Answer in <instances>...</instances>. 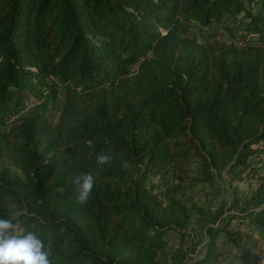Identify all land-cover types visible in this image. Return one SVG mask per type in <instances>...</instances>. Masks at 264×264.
Listing matches in <instances>:
<instances>
[{"label": "trees", "instance_id": "16d2710c", "mask_svg": "<svg viewBox=\"0 0 264 264\" xmlns=\"http://www.w3.org/2000/svg\"><path fill=\"white\" fill-rule=\"evenodd\" d=\"M245 1L0 0V218L16 235L35 232L53 264H234L218 236L235 218L264 239V0ZM227 14L257 41L186 32ZM79 171L95 176L86 205ZM149 173L170 174L164 192ZM222 173L247 187L198 204L188 190Z\"/></svg>", "mask_w": 264, "mask_h": 264}, {"label": "rangeland", "instance_id": "374dc122", "mask_svg": "<svg viewBox=\"0 0 264 264\" xmlns=\"http://www.w3.org/2000/svg\"><path fill=\"white\" fill-rule=\"evenodd\" d=\"M245 2L246 5L253 10L257 9L259 6V0ZM242 14L243 12H240L237 15L240 17ZM226 17L227 19L223 21L213 22L205 26H200L196 21H192L188 25L186 32L190 35H194L198 40L216 39L238 42L240 37L247 36L248 39L257 41L256 33H250L245 30L244 27L240 25L236 19L230 17V15L227 14ZM62 101L63 97L62 95H59L53 104H49L46 110L47 115L53 116V118L56 117L59 113ZM27 110L28 109H23L22 111L26 112ZM253 165L257 167L259 174H263L264 154H255L253 156ZM8 166L12 172L20 173V169L16 164L11 162ZM168 179H170V174H165L164 179H161L160 175L151 173L147 175V181L156 184L157 190H161V192L165 191ZM250 180L256 181V178L251 177ZM234 186L246 188L247 181H228L226 173H222L216 178L214 183L207 184L206 182H201L191 187L188 191L198 204L203 205L207 209H213L230 198V190ZM15 225L18 227L17 223ZM190 226L192 232H196L197 235L201 234L202 237L201 225L194 220L193 217ZM231 228L235 230L232 238L224 232L220 233L218 236V248L222 251L223 262H232L234 264H239L241 262L249 264H264V239L258 238V236L250 230V227L245 221H239L236 218L232 219ZM195 238L198 240L200 236ZM169 244L175 246L177 240L175 238H170ZM201 244L202 242L197 245V248ZM195 252L196 251H194V254H191L192 252L190 251L189 256L191 257L188 259L189 263H192L193 258L197 255Z\"/></svg>", "mask_w": 264, "mask_h": 264}, {"label": "clouds", "instance_id": "9594fccd", "mask_svg": "<svg viewBox=\"0 0 264 264\" xmlns=\"http://www.w3.org/2000/svg\"><path fill=\"white\" fill-rule=\"evenodd\" d=\"M112 156L105 152L96 155L98 166L108 165ZM95 176L79 171L72 178V193L79 205H86L93 193ZM12 218H0V264H53L44 241L35 232L15 234Z\"/></svg>", "mask_w": 264, "mask_h": 264}]
</instances>
